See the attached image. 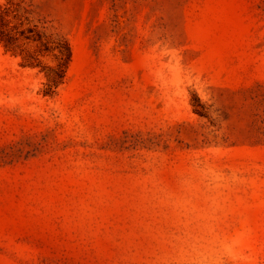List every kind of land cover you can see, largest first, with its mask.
<instances>
[{
	"label": "rangeland",
	"instance_id": "obj_1",
	"mask_svg": "<svg viewBox=\"0 0 264 264\" xmlns=\"http://www.w3.org/2000/svg\"><path fill=\"white\" fill-rule=\"evenodd\" d=\"M1 33L0 264H264V0H0Z\"/></svg>",
	"mask_w": 264,
	"mask_h": 264
},
{
	"label": "trees",
	"instance_id": "obj_2",
	"mask_svg": "<svg viewBox=\"0 0 264 264\" xmlns=\"http://www.w3.org/2000/svg\"><path fill=\"white\" fill-rule=\"evenodd\" d=\"M0 41L3 42L6 47H10V41L7 35H5L4 33L0 34ZM70 57L71 52L69 47L66 46L65 49L59 48L58 65L55 69H52L51 71H49V73H47V76L49 78V88H52L53 84H58L59 81L64 79Z\"/></svg>",
	"mask_w": 264,
	"mask_h": 264
}]
</instances>
